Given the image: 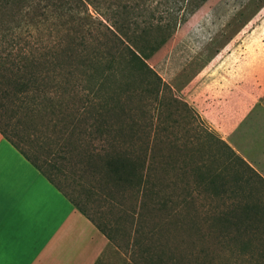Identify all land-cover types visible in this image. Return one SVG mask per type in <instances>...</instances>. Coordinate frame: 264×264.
<instances>
[{"label": "trees", "instance_id": "1", "mask_svg": "<svg viewBox=\"0 0 264 264\" xmlns=\"http://www.w3.org/2000/svg\"><path fill=\"white\" fill-rule=\"evenodd\" d=\"M97 1L103 8L102 0H0V133L86 216L54 176L70 171L82 180L90 178L105 197H135V264H206L185 259L179 252L184 241L165 236L162 222L146 230L148 210L163 215L175 232H183L184 200L180 193L166 192L169 163H155L150 132L133 123L122 96L135 93L134 58L144 65V78H155L157 97L164 83L116 32L92 16L88 4ZM49 19L58 20L63 29L43 35L39 29ZM226 147L234 165L250 169L256 182L264 184ZM226 170L205 164L193 172L206 187L227 193L231 181ZM239 173L233 175L231 212L218 216L219 226L209 223L206 234L218 236L215 245L233 254L232 264H264V205L258 193L242 188ZM172 186L179 189L178 184ZM188 229L195 234L193 224ZM191 245L196 246L193 241Z\"/></svg>", "mask_w": 264, "mask_h": 264}, {"label": "rangeland", "instance_id": "2", "mask_svg": "<svg viewBox=\"0 0 264 264\" xmlns=\"http://www.w3.org/2000/svg\"><path fill=\"white\" fill-rule=\"evenodd\" d=\"M102 1L103 8L98 1L88 4L92 16L116 32L164 83L157 97L153 93L155 78H144L145 67L134 58L131 79L135 93L122 96L129 104L133 123L150 132L155 163L159 159L169 163L166 192L170 196L180 193L184 200L180 209L183 232L176 233L163 215L148 210L146 230L155 224L158 228L162 222L165 236H173L171 241H184L179 252L188 261L232 264L233 254L219 250L215 245L218 236L207 235V226H219L218 216L231 212L234 174L243 175L242 188L258 193L263 205L264 184L256 182L250 169L234 165L233 154L226 147L225 123L213 126L203 113L209 112L218 120L228 107L241 105L244 96L264 88V0ZM55 29L62 30L63 26L58 20L49 19L39 31L45 35ZM108 42L122 46L120 41ZM235 143L236 153L242 157V141ZM205 164L213 169L228 167L231 184L227 193L197 180L193 169ZM54 177L62 190L111 238L99 264H135L131 252L136 250V217L132 213L136 198L130 194L116 200L105 197L93 187L90 178L82 180L70 171ZM172 184H178L179 189ZM191 224L195 234L189 232ZM261 238L264 244V232ZM202 248L209 249V253H202Z\"/></svg>", "mask_w": 264, "mask_h": 264}, {"label": "crops", "instance_id": "3", "mask_svg": "<svg viewBox=\"0 0 264 264\" xmlns=\"http://www.w3.org/2000/svg\"><path fill=\"white\" fill-rule=\"evenodd\" d=\"M213 126L225 123L227 145L264 179V88L227 108ZM217 124V125H216ZM3 182L0 213L4 260L13 264H96L111 241L0 133Z\"/></svg>", "mask_w": 264, "mask_h": 264}, {"label": "snow or ice", "instance_id": "4", "mask_svg": "<svg viewBox=\"0 0 264 264\" xmlns=\"http://www.w3.org/2000/svg\"><path fill=\"white\" fill-rule=\"evenodd\" d=\"M3 182V159L0 156V189H2ZM5 253V236L3 232V224H2V213H0V264H13L12 261L4 260Z\"/></svg>", "mask_w": 264, "mask_h": 264}]
</instances>
